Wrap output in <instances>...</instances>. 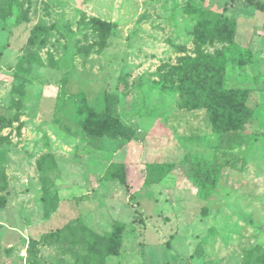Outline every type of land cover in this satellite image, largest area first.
<instances>
[{"label": "rangeland", "instance_id": "1", "mask_svg": "<svg viewBox=\"0 0 264 264\" xmlns=\"http://www.w3.org/2000/svg\"><path fill=\"white\" fill-rule=\"evenodd\" d=\"M263 20L248 0H0V264H242L264 249ZM196 52L213 77L183 63ZM105 93L127 138L83 131ZM111 163L133 186L104 181ZM146 163L169 173L143 185Z\"/></svg>", "mask_w": 264, "mask_h": 264}, {"label": "trees", "instance_id": "2", "mask_svg": "<svg viewBox=\"0 0 264 264\" xmlns=\"http://www.w3.org/2000/svg\"><path fill=\"white\" fill-rule=\"evenodd\" d=\"M248 3L253 5L256 10L264 14V5L259 0H248ZM12 2L8 4V8L12 7ZM203 19L210 21V31L212 33H218L217 38L220 42H227L232 39L233 23L229 20H224L219 15L212 12H201ZM206 14V15H205ZM264 29V20H263ZM220 33V34H219ZM183 63L189 68V70L195 73L208 74L213 71L212 77L215 74L214 61L211 56L203 55L196 52L195 57H186L182 59ZM104 112L102 116L97 117L91 110H87L85 113V119L82 124L85 134L94 139H100L106 136L113 138H127V129L122 126L120 121L112 115V105L110 95L105 93L104 95ZM234 122L239 123L237 118H234ZM55 162L51 155H45L37 162V168L40 171H45L54 168ZM169 173V169L164 164L146 163L143 166V185H150L160 182ZM206 175V174H205ZM3 179V175L1 176ZM104 181H116L120 185L128 189V186H133V178L127 171L126 166L123 163H111L103 174ZM45 182L48 178H44ZM204 180V176H203ZM207 182V181H205ZM5 184V183H3ZM4 191V186H0V192ZM5 204L4 197H0V210L3 209ZM48 215V211L46 212ZM86 230V229H85ZM88 231V230H87ZM115 234H111L114 236ZM242 264H264V249L260 245H255L251 249L246 250L243 253Z\"/></svg>", "mask_w": 264, "mask_h": 264}, {"label": "crops", "instance_id": "3", "mask_svg": "<svg viewBox=\"0 0 264 264\" xmlns=\"http://www.w3.org/2000/svg\"><path fill=\"white\" fill-rule=\"evenodd\" d=\"M255 246V245H254ZM249 250V249H248Z\"/></svg>", "mask_w": 264, "mask_h": 264}]
</instances>
